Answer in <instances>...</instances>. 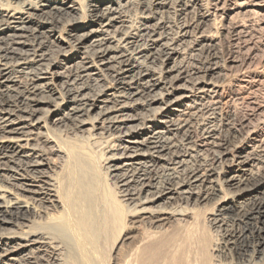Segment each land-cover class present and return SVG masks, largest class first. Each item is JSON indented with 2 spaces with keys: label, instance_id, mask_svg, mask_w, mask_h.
I'll return each instance as SVG.
<instances>
[{
  "label": "bare ground",
  "instance_id": "bare-ground-1",
  "mask_svg": "<svg viewBox=\"0 0 264 264\" xmlns=\"http://www.w3.org/2000/svg\"><path fill=\"white\" fill-rule=\"evenodd\" d=\"M262 32L264 0H0V264L125 227L120 264H264Z\"/></svg>",
  "mask_w": 264,
  "mask_h": 264
},
{
  "label": "rangeland",
  "instance_id": "rangeland-1",
  "mask_svg": "<svg viewBox=\"0 0 264 264\" xmlns=\"http://www.w3.org/2000/svg\"><path fill=\"white\" fill-rule=\"evenodd\" d=\"M83 1H86V0H83ZM82 4H85V3L82 2ZM134 12H136V13H134ZM134 12L131 13V18H132V20H133V19H134V20L137 19L135 16L138 17V13H137V11L135 10ZM135 14H137V15H135ZM133 16H134V17H133ZM262 33H264V32H262ZM262 33H261V35L257 34L256 36H257V40H258V39L260 40V41H259V47H260L259 49H260V51H262V53H264V40H263V39H264V38H263V37H264V34L262 35ZM261 36H262V37H261ZM260 38H261L262 40H261ZM261 41H262L263 43H261ZM221 45H222L223 47L220 46V47L222 48V49L220 48V50H221V51H220V54H221L220 57H221V60H223V59L226 60V59L228 58V57H227V56H228V50L226 49V48H227L226 46H225V47H226V48H225L223 44H221ZM223 48H224L225 50H224ZM222 50H223V51H222ZM224 53H225V54L227 53V54L225 55ZM223 55H224V56H223ZM230 72H231V73H230ZM222 73H225V76L222 77L223 80L221 79V82H223V85H224V89H225V93H226V95H229L230 92H232V89H234L233 87H234V84H235V82H236V79H237L238 75H237V73H235V72H233V71H227V72L224 71V72H222ZM226 74H227V76H226ZM229 74H230V75H229ZM231 74H232V76H233L234 78L231 76ZM223 75H224V74H223ZM226 77H228V78H226ZM235 77H236V78H235ZM225 78H226V79H225ZM225 86H226V87H225ZM231 88H232V89H231ZM228 90H229V91H228ZM226 91H227V92H226ZM248 91H249V89H248ZM228 92H229V93H228ZM59 135H60V134H59ZM63 135H64V134H63ZM65 135H66V134H65ZM65 135L62 136V134H61V137H62L63 139H66V138H67V135H66V136H65ZM69 141H70V142H73L74 140L71 139V140H69ZM74 142H75V141H74ZM106 184H108V185L110 186V182H109L108 180H107ZM212 205H213V204H211V205H205V206L202 207V210L199 211V212H200V215H199V217H200V218H199V221H200L201 219H203V218H205V219H206V218H209V217H211V219L214 218V215H215V214L217 213V211H218V208H217L218 206L215 205V204H214L213 206H212ZM213 213H214V214H213ZM205 216H206V217H205ZM205 219L201 220L202 223H201L200 225H202L203 227H205V225H204V223H203ZM201 221H200V222H201ZM126 222H127V223H126ZM182 224H183V223H182ZM182 224H181V225H182ZM181 225L179 226V228H178V226H175V225H172L171 228L168 226L169 228L166 227V229H167V230L169 229V230L166 231L165 229H162V232H163V231H166L165 233H166L168 236L170 235L171 232H172L171 234H173L174 232H177V233H179V234L182 233V234L184 235L185 232H187L186 230H188V229H189L188 227H190V226H189L188 222H187V224L184 223L185 226L182 225L183 228L181 227ZM186 225H187V227H186ZM124 226H129L128 219H126V221L124 222ZM173 227H174V229H173ZM175 227H176V228H175ZM203 227H202V228H203ZM60 228H61V227H59V229H60ZM186 228H188V229H186ZM206 228H208L207 223H206ZM179 229H180V230H179ZM185 229H186V230H185ZM144 230H145L146 233L155 232V231H156V232H157V231H161V229H150L149 227L145 228ZM177 230H178V231H177ZM208 230L211 231V228L209 227ZM183 231H184V232H183ZM126 232H127V233H126ZM130 232H132V231H131V230L129 231L128 227H127V228L125 227V230H124V232L122 233L121 237H119L117 240L114 239L115 242H114V241L112 242V243H114V244H113V245L111 244V246L108 247V250H107L108 253H107L106 257L108 256L107 258H108V263H109V264H120V263H121V257H122V256H121V255L118 256L119 258L116 257V251H115V249H116L117 245L119 244V243H117V242H120V240H121L122 238H124L126 234H128V233H130ZM138 234H139V233H136V232H132V233H131V235H137V236H139ZM170 236H171V235H170ZM190 236H191V235H190ZM125 238H126V237H125ZM193 239H194V240H193ZM195 240H196L195 237L192 236V237H191V241H192L193 243L195 242L194 244H196V241H195ZM116 241H117V242H116ZM130 241H131V240H130ZM130 241H127V242H126V244H127V243L129 244V245L127 244L126 247H134V244H133V243H132V244L129 243ZM115 243H116L117 245H115ZM193 243H192V244H193ZM194 244H193V245H194ZM113 246H115L114 249H113ZM126 247L124 248V250L126 249ZM111 249H112V250H111ZM111 253H112V254H111ZM109 256H110V257H109ZM109 258H110V259H109ZM117 259H118V261H117ZM108 263H107V264H108Z\"/></svg>",
  "mask_w": 264,
  "mask_h": 264
}]
</instances>
